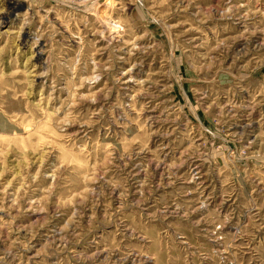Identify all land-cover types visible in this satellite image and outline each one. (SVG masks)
<instances>
[{"label": "rangeland", "instance_id": "obj_1", "mask_svg": "<svg viewBox=\"0 0 264 264\" xmlns=\"http://www.w3.org/2000/svg\"><path fill=\"white\" fill-rule=\"evenodd\" d=\"M0 264H264V0H0Z\"/></svg>", "mask_w": 264, "mask_h": 264}, {"label": "bare ground", "instance_id": "obj_2", "mask_svg": "<svg viewBox=\"0 0 264 264\" xmlns=\"http://www.w3.org/2000/svg\"><path fill=\"white\" fill-rule=\"evenodd\" d=\"M5 4H6V3H5ZM15 5H16L15 3H14V4L10 3V4H9L10 9H11V8H12V9H15V8H14Z\"/></svg>", "mask_w": 264, "mask_h": 264}]
</instances>
